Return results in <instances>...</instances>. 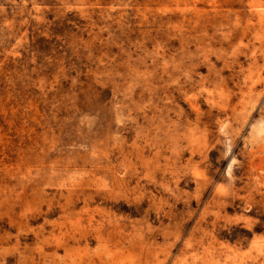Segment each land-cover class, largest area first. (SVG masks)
Returning <instances> with one entry per match:
<instances>
[{"label":"rangeland","instance_id":"rangeland-1","mask_svg":"<svg viewBox=\"0 0 264 264\" xmlns=\"http://www.w3.org/2000/svg\"><path fill=\"white\" fill-rule=\"evenodd\" d=\"M0 264H264V0H0Z\"/></svg>","mask_w":264,"mask_h":264}]
</instances>
